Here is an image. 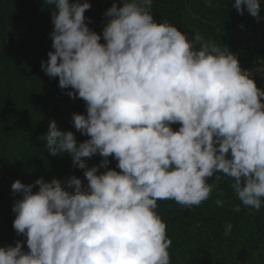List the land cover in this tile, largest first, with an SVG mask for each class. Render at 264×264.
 <instances>
[{
  "label": "clouds",
  "instance_id": "9594fccd",
  "mask_svg": "<svg viewBox=\"0 0 264 264\" xmlns=\"http://www.w3.org/2000/svg\"><path fill=\"white\" fill-rule=\"evenodd\" d=\"M44 3L53 28L40 67L84 101L85 113H72L71 124L88 139L77 143L55 120L42 138L50 155L70 156L86 183L75 175L13 181L20 198L12 227L25 239L0 247V264H170L157 201L199 206L217 174L231 181L235 211L264 207V89L235 54L199 32L190 40L167 20L158 23L153 0L113 2L100 34L88 26V0ZM260 6L232 5L257 21ZM94 155L102 159L89 167L84 158ZM216 192L222 207L225 193Z\"/></svg>",
  "mask_w": 264,
  "mask_h": 264
},
{
  "label": "trees",
  "instance_id": "16d2710c",
  "mask_svg": "<svg viewBox=\"0 0 264 264\" xmlns=\"http://www.w3.org/2000/svg\"><path fill=\"white\" fill-rule=\"evenodd\" d=\"M113 2L122 6V0H88L91 7L85 16L97 34L103 27V13ZM212 4L206 7L204 0H182V7L193 14V19L187 21L184 13L177 10L176 0H153L152 14L158 23L167 20L190 40L199 32L206 40L232 52L242 69L251 68L256 61L264 63V0H260L259 21L246 11L238 14L232 7L234 0H212ZM242 24L249 32L246 52L225 46L227 38ZM52 28L51 9L44 0H0V42L13 29V40L27 48L19 57L10 59L8 72L0 69V211L16 197L11 184L17 179L23 183L36 174L45 181L75 175L86 183L83 170L72 166L70 156L50 155L42 138L49 121L55 120L60 130L74 132L77 143L88 139L71 124L72 113H85L84 101L68 97L66 90L59 88L58 78H49L40 67L51 50ZM254 79L264 89V76ZM84 159L92 167L102 158L94 155ZM109 160V167L115 168L116 161L111 157ZM217 175L219 181L215 176L209 179L216 187L212 196L197 206L193 222L180 211L166 214L165 209H160L162 200L157 201L156 213L164 216L166 225L174 222L173 230L167 227L170 264H264V207L259 212L244 206L235 211L234 206L240 202L229 187L231 181ZM216 189L225 193L222 207L215 204ZM229 224L231 231L226 233L225 226ZM2 225L0 247L14 246L15 241L25 239L15 233L12 224ZM23 246L27 251L26 244Z\"/></svg>",
  "mask_w": 264,
  "mask_h": 264
},
{
  "label": "rangeland",
  "instance_id": "374dc122",
  "mask_svg": "<svg viewBox=\"0 0 264 264\" xmlns=\"http://www.w3.org/2000/svg\"><path fill=\"white\" fill-rule=\"evenodd\" d=\"M176 7L178 11H182L184 13L185 19L187 21L193 19V14L182 7V0H176ZM248 35H249L248 28L242 24L234 34L230 35L227 38V41L225 42V46L226 45L233 47L235 46L242 52H246L249 50L247 44ZM12 37H13V29H11V31L6 35V37L3 40H1L2 42H0V69L5 70L6 72H8L7 69L10 59L13 57H19L27 49L23 44L14 41ZM38 178H41L40 174L33 175L27 178L23 182V184L26 185L34 184V181ZM37 187L38 186H34L33 191H36ZM19 198H20V194L16 193V197L14 198V200L6 203L5 206L1 209L0 224H3L2 227H5L4 224H12V221L15 218L14 214L11 211L12 204L16 199ZM162 208L165 209L166 214L169 215H170V211L173 212L180 211L184 214L183 217H186L190 222H193L194 220L193 214L198 211L197 206L184 207L171 200H162L160 202V209ZM159 216L164 221V216H162L161 214H159ZM167 227L168 229L171 230L174 229L173 220L170 221V224L169 223L167 224Z\"/></svg>",
  "mask_w": 264,
  "mask_h": 264
},
{
  "label": "built area",
  "instance_id": "2783aa9c",
  "mask_svg": "<svg viewBox=\"0 0 264 264\" xmlns=\"http://www.w3.org/2000/svg\"><path fill=\"white\" fill-rule=\"evenodd\" d=\"M264 63L260 61H256V63L251 67L248 68V70L252 73L253 78L264 76Z\"/></svg>",
  "mask_w": 264,
  "mask_h": 264
}]
</instances>
